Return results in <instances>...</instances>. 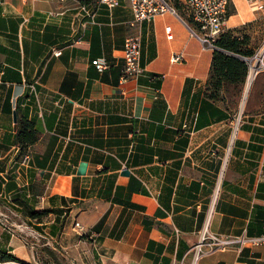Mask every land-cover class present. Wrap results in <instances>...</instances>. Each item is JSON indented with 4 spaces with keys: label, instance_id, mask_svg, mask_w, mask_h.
I'll list each match as a JSON object with an SVG mask.
<instances>
[{
    "label": "crops",
    "instance_id": "1",
    "mask_svg": "<svg viewBox=\"0 0 264 264\" xmlns=\"http://www.w3.org/2000/svg\"><path fill=\"white\" fill-rule=\"evenodd\" d=\"M172 5L131 26L128 0H0V203L51 208V236L78 264H190L204 228L264 234V80L210 84L215 48ZM227 15L217 38L263 47L264 0H231ZM135 33L142 70L122 81ZM21 119L38 131L22 147ZM198 264H264V244Z\"/></svg>",
    "mask_w": 264,
    "mask_h": 264
},
{
    "label": "built area",
    "instance_id": "2",
    "mask_svg": "<svg viewBox=\"0 0 264 264\" xmlns=\"http://www.w3.org/2000/svg\"><path fill=\"white\" fill-rule=\"evenodd\" d=\"M78 2L80 0H77ZM119 0H98L100 4L112 8L118 5ZM183 2L190 17L198 25L200 33H197L198 38L211 48H220L215 44V40L222 32L227 18L228 4L231 0H180ZM132 10V20L129 22L131 26L137 25L144 19H152L156 15L163 14L170 10L175 11L173 5L168 0H128ZM82 12L92 17V13L87 5L78 3ZM258 5V4H257ZM260 6H262L260 4ZM166 30H169L167 26ZM170 36V34H169ZM124 66L120 78L122 81L128 77H136L142 70L139 63L141 55V36L140 33H135L127 36L123 45ZM261 49L257 50L254 57L259 54ZM60 51H55L58 53ZM264 54V52H263ZM262 54V59H263ZM247 56L243 58L246 59ZM182 53H174L170 56L172 62L181 61ZM247 60V59H246ZM264 60V59H263ZM91 64L95 65L98 71H103L108 67L104 57H94ZM75 225L80 231L84 229L78 224ZM264 244L263 235H245L243 233L233 235H223L220 233L211 232L208 228H204L198 236L197 242L192 247L193 258L190 264H198L199 259L215 251L225 250L228 248L240 250L242 247L252 245L259 246ZM0 264H22L17 260H1ZM27 264V263H26ZM182 264V263H180Z\"/></svg>",
    "mask_w": 264,
    "mask_h": 264
},
{
    "label": "rangeland",
    "instance_id": "3",
    "mask_svg": "<svg viewBox=\"0 0 264 264\" xmlns=\"http://www.w3.org/2000/svg\"><path fill=\"white\" fill-rule=\"evenodd\" d=\"M168 1L173 3L172 0ZM177 2V8L184 12L183 2L180 0ZM249 52L251 55H249L250 57L247 56V72L250 65L257 60L253 56L255 52L250 50ZM249 58L253 60L250 61ZM258 65L259 67L253 80L259 78L263 81L264 77L259 75L258 72L264 74V67L259 62ZM254 83L252 85L250 84L251 86L249 87L252 88ZM242 100L243 98L240 101V108L243 104L246 105V102L242 103ZM32 210H39V208L25 207L22 209L17 208V206L11 202H9V204L0 203V258L3 254L13 253L17 259L22 261L20 262L22 264L26 262L31 264H78V258H76V254L72 252V249L62 248L58 243H61L63 240L52 237L53 234L50 225L51 223L54 225L57 216L53 213H45L39 217H35L32 215ZM66 216L67 214L65 216H60L63 222L62 225L64 226L67 225ZM75 235L78 237L80 234L76 233ZM81 237L84 238L83 236ZM73 241L74 236L68 239V243ZM79 250L81 249L79 248ZM85 264H88L87 260Z\"/></svg>",
    "mask_w": 264,
    "mask_h": 264
},
{
    "label": "trees",
    "instance_id": "4",
    "mask_svg": "<svg viewBox=\"0 0 264 264\" xmlns=\"http://www.w3.org/2000/svg\"><path fill=\"white\" fill-rule=\"evenodd\" d=\"M178 0H172L175 7L178 5ZM229 13V12H228ZM242 40H237L235 37H219L215 40V44L220 48H215L212 56L211 65V77L209 83L213 86H219L222 80L242 83L246 77V72L248 64L244 59H240L236 54H246L250 55L249 50L241 47ZM232 51V53H226ZM248 51V52H247ZM19 129L16 132V139L19 141L21 147L27 143H33L37 139L38 131L35 128L33 121L28 119H21L19 121ZM53 212L51 208H39V210H32V215L39 217L45 213ZM1 260H17L13 253L3 254L0 258ZM22 262V261H20ZM27 264H31L26 262ZM25 263V264H26Z\"/></svg>",
    "mask_w": 264,
    "mask_h": 264
},
{
    "label": "bare ground",
    "instance_id": "5",
    "mask_svg": "<svg viewBox=\"0 0 264 264\" xmlns=\"http://www.w3.org/2000/svg\"><path fill=\"white\" fill-rule=\"evenodd\" d=\"M263 52H264V46L261 48L260 53L257 54L256 57H254L255 59H257L256 62L254 61V63H252L250 65V67H249V70H248V79H247V82H246V86H248L250 84V82L253 80L254 76L256 75L255 73H256V71L258 70V67H259L258 62L264 67V62H263V59H262ZM246 59H247V57H246ZM249 60L252 61L253 59L252 58H249ZM246 86H245V88H246ZM248 90L245 91L246 93L244 95V99L246 97V94H247ZM244 99L242 100L243 101L242 103H244ZM243 105H242V107H243Z\"/></svg>",
    "mask_w": 264,
    "mask_h": 264
},
{
    "label": "water",
    "instance_id": "6",
    "mask_svg": "<svg viewBox=\"0 0 264 264\" xmlns=\"http://www.w3.org/2000/svg\"><path fill=\"white\" fill-rule=\"evenodd\" d=\"M241 58L242 57H244V56H240ZM13 116H14V120H16V112H14L13 113ZM86 162L85 161H82V162H80L79 163V165H78V174H83V173H85V171H86ZM129 173V170L128 169H124V170H122V174H128Z\"/></svg>",
    "mask_w": 264,
    "mask_h": 264
}]
</instances>
